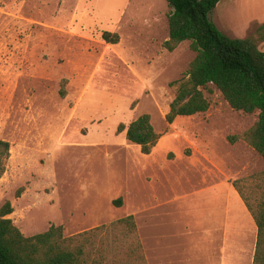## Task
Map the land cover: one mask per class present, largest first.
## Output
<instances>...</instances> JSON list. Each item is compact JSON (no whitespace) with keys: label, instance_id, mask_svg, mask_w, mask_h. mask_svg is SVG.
<instances>
[{"label":"rangeland","instance_id":"rangeland-1","mask_svg":"<svg viewBox=\"0 0 264 264\" xmlns=\"http://www.w3.org/2000/svg\"><path fill=\"white\" fill-rule=\"evenodd\" d=\"M169 10L166 0H0V138L10 144L0 207L11 203L7 217L23 235L55 224L71 236L104 224L91 234L89 264H143L125 229L110 227L132 215L145 264L147 256L208 264L186 257L189 198L227 179L254 206L264 197V159L244 140H228L252 127L258 110L231 108L208 84L205 112L165 121L170 83L195 57L189 41L163 48ZM219 10L209 16L226 35L256 29L232 34ZM103 31L118 42L104 41ZM142 113L161 134L149 154L116 131Z\"/></svg>","mask_w":264,"mask_h":264},{"label":"trees","instance_id":"trees-1","mask_svg":"<svg viewBox=\"0 0 264 264\" xmlns=\"http://www.w3.org/2000/svg\"><path fill=\"white\" fill-rule=\"evenodd\" d=\"M166 1L170 10L167 14L168 39L162 43L163 48L172 51L179 43L189 41L195 57L184 75L170 83L175 87V95L165 113V121L170 124L177 117L205 112L210 103L204 90L208 84H213L231 108L245 113L258 110L252 127L229 136L228 140L232 143L244 140L264 159V51L258 48V43L264 41V21L249 36L233 38L210 19L209 14L219 0ZM101 37L108 43L119 40L115 32L103 31ZM60 95H64V90H60ZM116 131H125L126 138L139 145L143 154H149L161 136L155 131L148 113L140 114L128 125L120 123ZM9 151V142L0 138V178ZM232 184L257 226L252 264H264V197L254 206L236 180ZM20 191H16V196ZM115 203L119 205L121 198ZM11 212V203L5 201L0 207V264H89L91 234L106 228L103 224L65 236L61 225L51 224L43 232L25 236L7 217ZM110 227L125 229L128 237L135 241L138 260L145 264L133 216L119 218L111 222ZM96 263L101 261L96 260Z\"/></svg>","mask_w":264,"mask_h":264},{"label":"crops","instance_id":"crops-1","mask_svg":"<svg viewBox=\"0 0 264 264\" xmlns=\"http://www.w3.org/2000/svg\"><path fill=\"white\" fill-rule=\"evenodd\" d=\"M218 9L231 20L222 26L232 34H248L264 21V0H219L213 11ZM189 199L194 222L188 227L193 230L187 232L190 229L177 222L182 224L186 257L206 258L208 264H252L257 226L232 181L202 187ZM147 263L157 261L147 256Z\"/></svg>","mask_w":264,"mask_h":264}]
</instances>
